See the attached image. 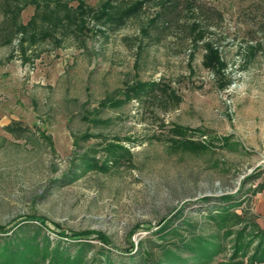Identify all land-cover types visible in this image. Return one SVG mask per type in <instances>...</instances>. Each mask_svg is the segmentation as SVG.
<instances>
[{"label": "rangeland", "instance_id": "obj_1", "mask_svg": "<svg viewBox=\"0 0 264 264\" xmlns=\"http://www.w3.org/2000/svg\"><path fill=\"white\" fill-rule=\"evenodd\" d=\"M132 1L24 0L23 30L10 43L0 38V226L10 231L37 218L50 232L37 229L38 222L13 231L30 245L48 236L50 250L59 243L72 253L75 244L55 233H99L118 264H131L129 242L152 252L154 264L161 248L200 238L220 247L209 264H223L238 232L246 229L242 248L254 232L246 225L259 227L264 0H195L203 13L181 8L171 22L159 19V29L166 25L160 38L154 28L146 32L159 11L155 0L108 31L107 17ZM193 18L204 26L201 37L184 30ZM2 19L0 13V26ZM206 46L221 66H209ZM136 83L156 85L126 102V87ZM113 99L122 102L101 107ZM186 141L204 147L188 148ZM108 144L127 153L109 158ZM86 153L106 170H88L69 182L64 175ZM225 196L233 205L241 201L226 224L214 218L217 199ZM88 242L92 250L79 264H104L107 247ZM253 245L239 261H248Z\"/></svg>", "mask_w": 264, "mask_h": 264}, {"label": "trees", "instance_id": "obj_2", "mask_svg": "<svg viewBox=\"0 0 264 264\" xmlns=\"http://www.w3.org/2000/svg\"><path fill=\"white\" fill-rule=\"evenodd\" d=\"M23 1L24 0H0V13L3 18L0 26V38L3 40V43H10L14 34L23 30V27L18 22L20 13L26 4ZM153 1L155 0H133L126 7H124V10L119 14L107 17V30L110 32H114L124 27L131 17L137 15L147 3ZM157 2L159 3V11L150 19L148 29L146 31L148 33H151V28H154V32L157 33V38H160L162 30L165 29L166 26L162 24V27H160L159 29V27L156 26L157 21L159 19L167 17L168 19H170L171 22L174 18H176L177 14L180 13L179 10L181 8H183L187 12H191L192 14L197 10V8H199L198 11L202 10L201 7H197L196 5H194L195 0H157ZM106 3L107 2H105L103 7L107 6ZM213 12H215V14L217 15L219 14L215 10H213ZM201 13L203 12L201 11ZM167 25H169V23ZM184 30L190 37H201L203 35L204 26L201 25V22L198 19L193 18L189 23L186 24V26H184ZM206 47L209 51L208 55L206 56V59L209 62V66H221L217 52L212 50L209 46ZM155 85V83H136L135 85L126 87V90L124 91V100L126 102H129L132 98H139L141 95L146 94L149 88H154ZM121 102L122 101H120V99H113L111 101L104 100V102L101 104V107H117ZM17 130L18 129L16 128V131ZM183 132L184 131L178 127L173 128V133H176L180 136H183ZM221 141L227 142V137L222 138ZM172 142L173 144H177L176 141ZM185 143L188 148L199 149L204 147L201 144L193 143L190 141H186ZM183 144L184 142L182 143V145ZM120 150H124V152H126V150L118 144H108L105 148H103V151L109 158H116L120 156ZM93 152L96 151L94 150ZM87 155L88 154L86 153L84 154V156L79 157L80 165L77 166L76 169L70 170L68 173H66L64 175L65 179H67L69 182H72L82 172H86L88 170H106L107 167L105 165H98L96 159H90ZM262 187H264V184H262ZM232 198L233 197L231 196H225L217 199L218 204L221 207L215 209L216 213H220L219 215L214 216V218H219L220 223L226 224L229 221L228 219H230V217L232 216L230 215V211L241 205V201L237 203L235 202V205H233V203H231V200H233ZM205 200L209 199L206 198ZM233 216H237L238 221L242 219L238 215ZM30 222H38V219L34 217L25 218L24 220H21L20 222L16 223L10 231H5L4 228L0 226V256L3 257V260L0 261V264H45V262H47L45 261V256L49 257V262H47V264H79L83 262L87 254L92 250L93 246L91 245V243L88 242L90 240H98L107 247V249H102L101 251V255L104 258V264H118L110 257V251L108 249L111 248V243L107 240V238H105L99 233L83 232L67 233L61 235L60 232L55 233L60 240L66 239L71 241L72 244H75L73 253L68 248L59 245V243L54 246L53 249L50 250V241L48 236H45L43 238L42 243L38 242L37 244L30 245L29 242L23 240V238L18 232L13 231L14 229H17L20 226L32 224ZM38 223L39 227H37V229L46 230L50 232L45 222L40 221ZM246 226H248L249 228L254 227V232L249 235L250 239L248 238L241 248V239L242 236L245 234L246 229L245 231H239L235 239L234 253L232 257L229 258V261L223 264H264V229H260L254 224L252 226L251 223ZM90 236L94 239H90ZM195 240L196 242L194 241V243L191 242L189 244L185 241H182V246L180 248L176 247V249L174 250L168 248H161L157 252L158 259L154 264L211 263L212 259L216 257L220 252V247L218 246V244L213 243L210 240L208 241L200 238ZM253 243L254 245L251 250L250 256L248 257V261L246 263L239 261L238 254L244 253L250 247L249 244L252 245ZM177 249L180 252H187L189 254L187 258L189 259H184L183 257H181L177 252ZM39 251L41 252V254L44 252L41 259L39 257ZM125 252L126 256L128 257V261L131 264H143L144 262H147V264H151L152 258L154 256L152 252L150 254V252L146 249H144V251L141 248L138 249L137 246L135 247L132 242L128 243V248ZM135 256H138L137 261L134 259Z\"/></svg>", "mask_w": 264, "mask_h": 264}, {"label": "crops", "instance_id": "obj_3", "mask_svg": "<svg viewBox=\"0 0 264 264\" xmlns=\"http://www.w3.org/2000/svg\"><path fill=\"white\" fill-rule=\"evenodd\" d=\"M256 205V222L260 229H264V189L258 194Z\"/></svg>", "mask_w": 264, "mask_h": 264}]
</instances>
